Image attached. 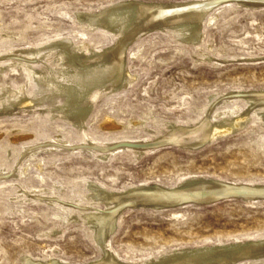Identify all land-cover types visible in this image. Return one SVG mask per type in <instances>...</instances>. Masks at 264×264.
I'll return each mask as SVG.
<instances>
[{"label": "rangeland", "instance_id": "1", "mask_svg": "<svg viewBox=\"0 0 264 264\" xmlns=\"http://www.w3.org/2000/svg\"><path fill=\"white\" fill-rule=\"evenodd\" d=\"M126 1L212 0H0V264L100 260L105 250L86 214L115 202L94 197L92 185L128 193L205 178L264 187V101L248 100L264 91V5L215 6L196 41L189 24H150L124 44L132 80L86 90L75 101L78 122L66 117L79 76L50 45L70 38L71 51L87 56L117 47L120 34L79 15ZM205 118L236 125L198 147L144 148L173 125ZM125 141L141 150L115 146ZM116 220L104 246L138 264L264 239V198L126 206ZM238 260L226 264H264V255Z\"/></svg>", "mask_w": 264, "mask_h": 264}, {"label": "bare ground", "instance_id": "2", "mask_svg": "<svg viewBox=\"0 0 264 264\" xmlns=\"http://www.w3.org/2000/svg\"><path fill=\"white\" fill-rule=\"evenodd\" d=\"M204 2L207 1L169 4L126 1L112 4L99 13H81L79 19L87 21L86 24L89 27H102L115 34H120L121 38L117 47L108 48L89 56L80 49L73 53L70 49L72 45L70 38L50 45L52 48L57 47L64 51L65 64L70 66L72 68L71 71L79 76L78 86L75 87L76 92L74 90V93L69 92L72 101L64 109L66 117L78 122L79 118L77 116L80 112L77 110L75 101L86 96V93H88L86 90L90 91L95 88L107 89L108 87L119 88L125 78H127V81L132 78V75L124 69V44L127 39H133L140 30L147 29L150 24L156 23L158 27L166 25L177 27L189 24L191 26V34L188 39L192 41L198 40L200 23L207 11ZM80 91L81 93H79ZM248 100L253 103L264 101V91L254 93ZM86 112L85 110L82 115L85 116ZM229 124L234 127L236 125L232 121L213 124L209 118H205L193 126L173 125L164 139H170L182 145L200 146L219 135L225 134L226 131L228 132L230 130ZM132 148L141 150L139 147ZM226 184L228 183L219 180L190 178L181 182L175 188L142 185L130 189L128 193H112L99 185H92L91 194L94 197L104 199L108 204L109 201H114L115 203L111 208H107L104 211L100 210L86 214L90 223L96 229L97 240L105 250L103 257L91 264H135L120 261L115 254L104 246L107 235L117 226L116 213L123 204L141 201L155 205L170 203L171 206H175L182 204L181 200L186 197L210 195L207 192H214L217 187H224ZM254 187L264 189L261 186ZM262 254H264V239L209 249L184 250L138 264H225L228 261L234 263L238 259L242 260ZM27 262L28 264H72L63 263L55 259L46 262L27 259Z\"/></svg>", "mask_w": 264, "mask_h": 264}, {"label": "water", "instance_id": "3", "mask_svg": "<svg viewBox=\"0 0 264 264\" xmlns=\"http://www.w3.org/2000/svg\"><path fill=\"white\" fill-rule=\"evenodd\" d=\"M243 1H247L248 3H241V4L264 5V0H243ZM231 2H242V0H212L211 2L205 4V6L207 7V11H209L219 4L231 3ZM168 144H178V143L175 141H171L170 139H164V140L162 139V140H157L155 142L149 143L147 144V146H144V148H155L161 145H168ZM115 146L125 148V147H138L139 145L134 142L125 141V142L117 143ZM207 193H210V195L201 196V197L199 196L186 197L183 200H181V203L186 204V203L193 202V203L206 204V203H212V202L220 201L223 199H229V198H243L245 200L264 198V189H260L259 187H254L253 185H249V184L238 185L235 183H231V184L228 183L224 187H217L214 192H207ZM139 205H149V206H155V207L171 206L170 203L169 204L163 203V204L155 205L151 203H143L141 201L129 202V203L123 204L117 210V213L126 206H139Z\"/></svg>", "mask_w": 264, "mask_h": 264}]
</instances>
